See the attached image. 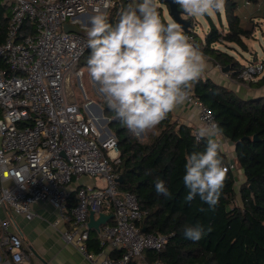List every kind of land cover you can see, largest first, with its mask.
<instances>
[{
	"label": "built area",
	"instance_id": "2783aa9c",
	"mask_svg": "<svg viewBox=\"0 0 264 264\" xmlns=\"http://www.w3.org/2000/svg\"><path fill=\"white\" fill-rule=\"evenodd\" d=\"M11 17L5 41L0 44V264H24L31 255L24 239L12 230L11 215L32 220L38 202H50L65 218L68 200L76 191L72 209L74 225L65 240L94 264H164L149 260L147 250L161 252L168 235L143 231L145 212L137 196L119 190L118 139H101L98 120L86 115L78 102L70 101L66 84L70 75H83L80 62L88 52L82 29L97 9L108 11L122 0H7ZM247 4H250L247 1ZM163 15V11H162ZM27 21L32 33H25ZM78 24L81 33L66 32L64 24ZM196 45L194 36L185 32ZM264 72V61L243 65L238 78L254 81ZM189 105L203 124L216 122L211 109L193 93ZM92 102L84 107L90 111ZM196 139V131H194ZM228 167V166H227ZM233 169V165L228 167ZM82 176L102 181L93 187H74ZM2 211L10 215H2ZM113 214L100 227L102 250L89 249L93 229L89 215ZM110 245L120 254H104Z\"/></svg>",
	"mask_w": 264,
	"mask_h": 264
},
{
	"label": "trees",
	"instance_id": "16d2710c",
	"mask_svg": "<svg viewBox=\"0 0 264 264\" xmlns=\"http://www.w3.org/2000/svg\"><path fill=\"white\" fill-rule=\"evenodd\" d=\"M129 2L122 0L108 11L110 23L118 20L120 11ZM237 7L235 0H226V32L210 20V30L204 38L192 30L187 33L194 36L200 50L212 57L218 66L230 65L228 72L235 71L233 78L240 80L241 62L217 46L231 43L233 46L230 47L249 50L245 39L250 38L255 27L244 25ZM8 8V3L0 1V44L7 35L11 17ZM180 10L193 24L192 17ZM217 12L220 16V11ZM253 19L245 20L252 22ZM32 32L33 27L27 21L25 33ZM248 83L254 84L253 81ZM257 83L263 85L264 76ZM192 93L211 109L223 136L234 143L235 160L244 175L237 188L235 164L222 151L225 166L233 165L234 168L227 167L228 179L222 195L211 209L199 197L187 201L188 189L183 182L186 157L193 151H202L206 140L196 139L193 128L177 122L174 114L170 113L148 140L143 141L134 137L108 107L105 109L106 115L114 117L111 126L118 139L120 161L115 169L122 177L119 190L137 196L145 212L141 226L147 233L169 237L165 249L161 252L147 250L146 257L161 260L164 264H264V96L243 99L233 89L202 76L194 84ZM158 179L165 182L170 197L156 193L154 185ZM76 204L77 198L72 193L66 210L70 221L74 220L72 209ZM197 224L205 228L203 238L198 242L185 238L183 230ZM90 237L89 248L100 252L102 247L96 231L93 230ZM119 254V251H114L113 255ZM131 264H136V261Z\"/></svg>",
	"mask_w": 264,
	"mask_h": 264
},
{
	"label": "clouds",
	"instance_id": "9594fccd",
	"mask_svg": "<svg viewBox=\"0 0 264 264\" xmlns=\"http://www.w3.org/2000/svg\"><path fill=\"white\" fill-rule=\"evenodd\" d=\"M191 17L213 16L223 11L226 0H175ZM163 0H130L115 23L97 9L86 28L90 55L86 71L98 86L108 109L134 137L141 139L170 113L185 104L193 86L204 74L206 58L183 27L162 15ZM206 140L202 151L186 157L183 182L186 200L196 197L214 208L228 179L223 157L224 137L218 123L206 122L196 131ZM158 195L170 197L165 182L157 180ZM203 225L186 227L183 235L198 242ZM21 257H16L19 264Z\"/></svg>",
	"mask_w": 264,
	"mask_h": 264
},
{
	"label": "crops",
	"instance_id": "0c3cea01",
	"mask_svg": "<svg viewBox=\"0 0 264 264\" xmlns=\"http://www.w3.org/2000/svg\"><path fill=\"white\" fill-rule=\"evenodd\" d=\"M247 1L244 4V6H246V10H243V12L246 13L245 19H251L254 16H258L259 14H253L251 12L252 7L248 8L251 3L247 4ZM247 8L249 9V11L251 10L250 14L247 12ZM255 9L256 8H254V10ZM223 23L224 22H222V24ZM220 28L223 32H226L228 30L227 27L225 28V24H223V27L220 26ZM224 45L226 46L225 48L221 46L219 47H221L225 51L227 50L237 60L239 59L232 52H237L238 54H241V56H243L237 47H230L233 46L231 43H228V45ZM204 55L206 58V69L202 77L211 78L216 83L233 89L243 99H251L264 96V84L260 85L257 83L264 76V72L253 81L254 84L248 83L250 81L242 82L233 78V74L235 71L232 70L230 72H224L222 68L214 62L212 57L206 54ZM254 60L259 61L257 58H255ZM241 64L245 65L246 63L241 62ZM80 68H82L84 71L83 75L77 76L76 74H72L70 75L69 80L67 81L66 93L68 99L70 101L80 103V96L76 93L74 89V79H76L82 87L84 86V84L85 86L87 85L88 92L90 93L88 94L84 92L83 97L85 101L83 103L85 105L87 102L91 101L92 105L90 106V111L86 110V115L96 118L98 120L99 129L102 132L101 139H106L107 137L112 135L116 136L111 126V123L114 121V117L106 115L105 109L107 105L104 110L99 105L98 101L103 100V98L98 91V86L93 84L91 78L86 72L87 65L80 64ZM172 113L174 114L177 122L192 127L193 133L194 131H197V128L202 124L198 119L197 109L189 105L187 102H185V104H183L182 106H179ZM150 135L149 133H147L144 136H147L148 140ZM224 142L231 146L233 148V152H235L234 143L228 141L225 137ZM98 181L102 183L100 179H96L91 176H82L79 180L74 182L73 185L74 187H93L94 185L98 184ZM72 193L76 194V191L74 190ZM34 210L36 212V216L32 220L26 219L24 216L21 215H11V218L13 220L12 230L19 232L22 235L24 239V250L26 253L31 255L29 261L30 264H45L39 257L34 254L33 250H35L37 254H39V256H41L49 264H94L85 256L83 252L78 249L76 244L70 243L65 240L64 234L66 231L72 229L74 225L73 219L70 221V218L67 214L65 218L62 219L59 210L50 202H38L35 204ZM2 215L6 216L10 214L9 212L2 211ZM94 231H96V235L98 236L97 230ZM89 249L92 252H96L94 249ZM114 251L117 252L119 250L113 249L110 245L104 248V254L109 255L111 257L117 256L113 255ZM0 256H3L1 247ZM24 264L28 263L25 262Z\"/></svg>",
	"mask_w": 264,
	"mask_h": 264
},
{
	"label": "rangeland",
	"instance_id": "374dc122",
	"mask_svg": "<svg viewBox=\"0 0 264 264\" xmlns=\"http://www.w3.org/2000/svg\"><path fill=\"white\" fill-rule=\"evenodd\" d=\"M0 1H2V0H0ZM235 1L238 3V7H237L238 14L242 17V20L244 19V21H243L244 25L250 26L252 24L253 27H255V28H254L253 33L251 34L250 38H247L245 40L248 47H249V50L246 51V50L236 46L238 48V50L240 51V53H242L243 56H241V54H238L237 52L236 53L232 52V53L242 63L254 62L255 58H257L259 61H264V0H260L259 3H251V5L248 6V8L252 7L251 8L252 11L251 10L250 11L253 14H259L258 16L253 17V18H255L254 19L255 22L254 21H252V22L246 21L244 18L246 13L243 12V10H246L245 9L246 6H244V4L246 3L247 0H235ZM3 2H6L9 4V2L7 0H3ZM254 8H256V9L254 10ZM9 11H10V9H9ZM162 11H163V15L166 14L172 18V16L170 15L169 8L164 3H163ZM250 11H249V9L247 10V12L249 14L251 13ZM220 16H221L222 21L220 20ZM220 16H219V13L216 12L213 16L192 17L193 24L191 26V30L194 31L196 34H198L200 37L204 38V36L210 30V20H212L219 27L221 26V22H224L223 24H225V28H226L227 27V21H226V16H225V9L223 11H220ZM82 30H83V33L85 35H87L86 29H82ZM219 46H221L223 48L226 47L224 44H221ZM89 55H90V49H89V52L87 53V55L82 58L81 65H87V60H88ZM85 79H86V77H85ZM74 89H75L76 93L80 96L79 101H80V105L82 106L83 112L85 114H87V111H86V109L84 107V103H83L85 101L83 94H84V92H86L88 94L90 93V92H88V86L87 85L85 86V84H84V86L82 87L78 83V81L76 79H74ZM98 103L102 107V109L104 110L106 107V103L104 102V100H100V101H98ZM1 116H2V114L0 113V117ZM152 132H155V129L152 130L151 132H149V135ZM141 140L146 141L147 136H143L141 138ZM223 150L228 155L230 161H232L235 164L236 168L234 170V174L236 177V187L238 188V186H240L241 182L244 180L243 172L235 160V152H233V148L224 142ZM98 184L101 185L100 181H98ZM65 215H66V211H65ZM0 241H1V233H0ZM29 261H30V259H27L26 262L28 264H30Z\"/></svg>",
	"mask_w": 264,
	"mask_h": 264
},
{
	"label": "water",
	"instance_id": "95a60500",
	"mask_svg": "<svg viewBox=\"0 0 264 264\" xmlns=\"http://www.w3.org/2000/svg\"><path fill=\"white\" fill-rule=\"evenodd\" d=\"M163 3L167 5L170 11V15L172 18L178 22L184 29L185 32L191 30L192 22L188 20L185 15L181 12L179 5L175 3V0H163ZM64 30L66 32H75V33H81L82 30L79 27L78 24L67 22L64 24ZM231 66L228 65L222 70L224 72H228L230 70ZM255 139H257V136H254ZM119 182H122V177L120 176ZM113 217V214H105L100 213L98 218H96L95 212L91 211L89 215V227L94 230H99L102 225H104L107 221H109ZM143 231L145 229L143 228ZM34 254L39 257L45 264H49L46 260H44L35 250H33Z\"/></svg>",
	"mask_w": 264,
	"mask_h": 264
}]
</instances>
